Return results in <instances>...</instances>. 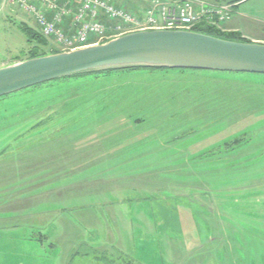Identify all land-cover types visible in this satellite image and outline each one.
<instances>
[{"label": "rangeland", "instance_id": "rangeland-1", "mask_svg": "<svg viewBox=\"0 0 264 264\" xmlns=\"http://www.w3.org/2000/svg\"><path fill=\"white\" fill-rule=\"evenodd\" d=\"M154 1L226 8L227 23L191 30L233 26L264 45V0ZM101 20L107 39L86 46L137 32ZM21 24L37 27L0 0V68L29 57ZM46 40L43 53L69 51ZM120 80L66 81V104L81 107L49 109L45 123L23 118L24 91L0 98V264H264V75Z\"/></svg>", "mask_w": 264, "mask_h": 264}, {"label": "water", "instance_id": "water-1", "mask_svg": "<svg viewBox=\"0 0 264 264\" xmlns=\"http://www.w3.org/2000/svg\"><path fill=\"white\" fill-rule=\"evenodd\" d=\"M132 68L264 75V45L195 31L135 32L0 68V98L67 77Z\"/></svg>", "mask_w": 264, "mask_h": 264}, {"label": "built area", "instance_id": "built-area-1", "mask_svg": "<svg viewBox=\"0 0 264 264\" xmlns=\"http://www.w3.org/2000/svg\"><path fill=\"white\" fill-rule=\"evenodd\" d=\"M143 15L116 6L111 0H3V6L17 7L24 15L33 18L39 32L46 39L54 40L65 50L85 47L91 38L102 42L107 39V26L102 22L108 17L118 29L135 27L145 30H191L201 22L209 23L219 18L222 23L231 18L226 8L204 7L201 16L192 2L179 5L161 4L154 0ZM67 19L73 25L67 29ZM135 32V31H134Z\"/></svg>", "mask_w": 264, "mask_h": 264}, {"label": "trees", "instance_id": "trees-1", "mask_svg": "<svg viewBox=\"0 0 264 264\" xmlns=\"http://www.w3.org/2000/svg\"><path fill=\"white\" fill-rule=\"evenodd\" d=\"M220 1H226V2H233L234 7H237L241 4H244L248 0H220ZM219 20V19H218ZM19 29L26 35L28 38L31 50L29 52V57L27 59H20L18 62H22L25 60L29 59H34L42 56H47V55H52V54H46L42 52V49L44 47L48 46V40L42 37L41 33L39 32L38 28H33L30 27L27 24H21L19 26ZM192 31L195 32H200V33H206L212 36L232 40V41H239V42H247L251 43L250 41L243 39L240 32L237 31H232V32H221L216 28H213L211 26H207L206 24H202L201 26H198ZM61 52H54L53 54H57ZM171 69H152V68H132V69H120V70H107V71H100V72H94V73H87V74H81V75H76L72 77H67L64 79H59L55 80L50 83H46L43 85H39L27 90H24L25 95H26V100H25V111H23V118L28 119L31 118L32 120L35 118L37 123H45L48 120L42 119L40 120V116L44 114L46 111L49 109L55 110L56 107L60 105H65L67 103V100H70V90L68 87H64V83L66 81H77V83H83V89L89 90V85L91 84L92 80H99L101 83H112L113 81L118 82L121 81L120 77L122 76H128L132 74H137V75H153L154 73H159V72H169ZM180 72H196V71H190V70H179ZM72 85V84H69ZM102 85V84H101ZM88 87V88H87ZM99 86H93L90 87V91L97 88ZM109 91L112 89H108ZM107 90V91H108ZM109 93V92H108ZM111 93V92H110ZM4 98V97H3ZM122 98V97H121ZM120 98V99H121ZM118 101V100H117ZM85 102V101H84ZM104 105L105 104H101ZM65 106H68L67 109L69 108H80L81 106L76 105L75 103H69L68 105L66 104ZM64 106V107H65ZM76 109L70 111L71 113L75 114L77 113L75 111ZM64 111H66V108H64ZM66 113V112H65ZM75 115H68V117H63V119H68L69 117H73ZM49 117V116H47ZM101 116H99L100 118ZM39 118V119H37ZM40 120V121H39ZM19 122V121H18ZM14 124L18 125L17 122ZM32 131V130H31ZM40 133V132H39ZM126 257H122L124 262L128 264L134 263L132 260L129 258L125 259ZM113 259H115L113 257ZM117 260V259H115ZM123 262V263H124ZM122 264V263H119Z\"/></svg>", "mask_w": 264, "mask_h": 264}, {"label": "crops", "instance_id": "crops-1", "mask_svg": "<svg viewBox=\"0 0 264 264\" xmlns=\"http://www.w3.org/2000/svg\"><path fill=\"white\" fill-rule=\"evenodd\" d=\"M173 2L174 0H161V2ZM120 5V4H119ZM121 6H126V5H124V4H121ZM137 8L139 9V7L137 6H129V10H132V11H134V10H137ZM231 20V19H230ZM67 23H68V26H72V24H73V21L72 20H68L67 21ZM227 23V22H226ZM225 23V24H226ZM224 24V25H225ZM226 26V25H225ZM227 30H229V31H237V32H239V30L238 29H236V27H233V26H230L229 28H226ZM225 29V30H226ZM253 42H261V41H259V40H257V39H255ZM63 190V189H62Z\"/></svg>", "mask_w": 264, "mask_h": 264}]
</instances>
